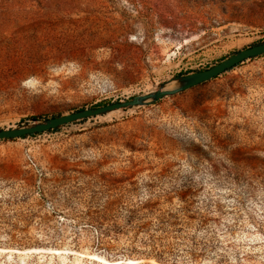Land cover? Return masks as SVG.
Instances as JSON below:
<instances>
[{
    "label": "rangeland",
    "instance_id": "rangeland-1",
    "mask_svg": "<svg viewBox=\"0 0 264 264\" xmlns=\"http://www.w3.org/2000/svg\"><path fill=\"white\" fill-rule=\"evenodd\" d=\"M263 40L264 0H0V128L130 98ZM0 264H264V56L0 140Z\"/></svg>",
    "mask_w": 264,
    "mask_h": 264
},
{
    "label": "water",
    "instance_id": "water-1",
    "mask_svg": "<svg viewBox=\"0 0 264 264\" xmlns=\"http://www.w3.org/2000/svg\"><path fill=\"white\" fill-rule=\"evenodd\" d=\"M264 54V40L238 49L211 66L184 74H174L162 80L147 92L136 94L130 98L114 100L99 106H89L71 112L50 117H32L10 127L0 128V140L15 139L32 134L59 129L72 123L102 117L113 112H126L141 106H147L159 100L181 93L189 88L203 84L222 73L236 67L246 60Z\"/></svg>",
    "mask_w": 264,
    "mask_h": 264
},
{
    "label": "trees",
    "instance_id": "trees-1",
    "mask_svg": "<svg viewBox=\"0 0 264 264\" xmlns=\"http://www.w3.org/2000/svg\"><path fill=\"white\" fill-rule=\"evenodd\" d=\"M261 56H264V54L263 55H261ZM259 57V56H258ZM233 69V68H232ZM231 70V69H230ZM218 77V76H217ZM106 103V102H105ZM102 104H104V103H99V104H97V105H95V106H99V105H102ZM53 130H58V129H53ZM38 134H40V133H38ZM38 134H32V135H30V136H35V135H38ZM23 137H27V136H23Z\"/></svg>",
    "mask_w": 264,
    "mask_h": 264
}]
</instances>
